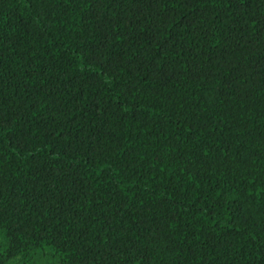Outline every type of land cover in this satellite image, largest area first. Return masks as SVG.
<instances>
[{"label": "trees", "instance_id": "16d2710c", "mask_svg": "<svg viewBox=\"0 0 264 264\" xmlns=\"http://www.w3.org/2000/svg\"><path fill=\"white\" fill-rule=\"evenodd\" d=\"M0 264H264V0H0Z\"/></svg>", "mask_w": 264, "mask_h": 264}]
</instances>
